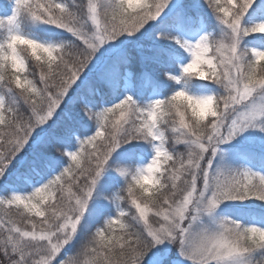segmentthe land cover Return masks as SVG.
<instances>
[{
    "label": "snow or ice",
    "instance_id": "obj_1",
    "mask_svg": "<svg viewBox=\"0 0 264 264\" xmlns=\"http://www.w3.org/2000/svg\"><path fill=\"white\" fill-rule=\"evenodd\" d=\"M0 209V264H264V0H0Z\"/></svg>",
    "mask_w": 264,
    "mask_h": 264
},
{
    "label": "trees",
    "instance_id": "obj_2",
    "mask_svg": "<svg viewBox=\"0 0 264 264\" xmlns=\"http://www.w3.org/2000/svg\"><path fill=\"white\" fill-rule=\"evenodd\" d=\"M77 3H79V0H77ZM181 150H183V149H181ZM21 187H24V186L21 185ZM12 211H14V209ZM2 213H3V209H0V214H2ZM72 251H74V250H72Z\"/></svg>",
    "mask_w": 264,
    "mask_h": 264
}]
</instances>
